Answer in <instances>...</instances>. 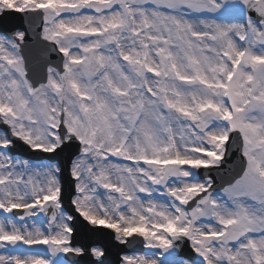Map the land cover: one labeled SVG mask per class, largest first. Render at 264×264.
I'll return each instance as SVG.
<instances>
[{"label": "snow or ice", "instance_id": "6c2138e0", "mask_svg": "<svg viewBox=\"0 0 264 264\" xmlns=\"http://www.w3.org/2000/svg\"><path fill=\"white\" fill-rule=\"evenodd\" d=\"M0 264H264V0H0Z\"/></svg>", "mask_w": 264, "mask_h": 264}]
</instances>
